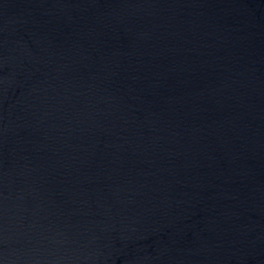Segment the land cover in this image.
I'll list each match as a JSON object with an SVG mask.
<instances>
[{
  "label": "water",
  "instance_id": "obj_1",
  "mask_svg": "<svg viewBox=\"0 0 264 264\" xmlns=\"http://www.w3.org/2000/svg\"><path fill=\"white\" fill-rule=\"evenodd\" d=\"M0 264H264V0H0Z\"/></svg>",
  "mask_w": 264,
  "mask_h": 264
}]
</instances>
